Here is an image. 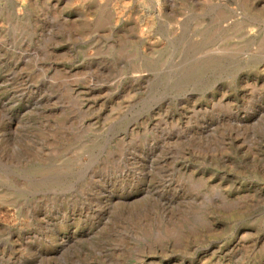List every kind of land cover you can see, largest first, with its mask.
Here are the masks:
<instances>
[{
  "label": "rangeland",
  "instance_id": "rangeland-1",
  "mask_svg": "<svg viewBox=\"0 0 264 264\" xmlns=\"http://www.w3.org/2000/svg\"><path fill=\"white\" fill-rule=\"evenodd\" d=\"M0 264H264V0H0Z\"/></svg>",
  "mask_w": 264,
  "mask_h": 264
}]
</instances>
